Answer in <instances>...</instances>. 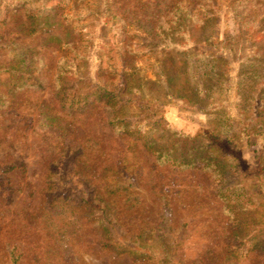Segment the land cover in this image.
<instances>
[{
  "label": "rangeland",
  "instance_id": "rangeland-1",
  "mask_svg": "<svg viewBox=\"0 0 264 264\" xmlns=\"http://www.w3.org/2000/svg\"><path fill=\"white\" fill-rule=\"evenodd\" d=\"M180 1L202 0L117 3L123 16L156 14ZM95 2L80 0L74 10L65 9V21L70 20L76 32L72 35L74 46L64 50L49 37L65 38V22L35 33L28 29L25 17L53 7L57 0H27L23 3L26 14H12L13 2L0 0V43L26 45L35 50L33 57L41 60L39 64H46L42 70L44 86L17 94L0 118V264H11V251L18 256V264H134L131 256L104 246L107 241L102 227L106 222H98L100 212L73 206L71 201L64 205L47 203V172L65 140L81 148L75 169L78 174L70 173L66 181L79 190L82 185L78 178L82 177L107 204L114 226L109 229L112 242L130 246L127 240L137 239L136 245L148 249V256L156 264H163L160 258L164 249L170 264H264V253L239 258L232 252L239 243L218 197L219 192L238 183L232 170L214 178L199 169L159 166L145 148L143 140L154 138L158 145L188 152L206 123L205 113L182 101L170 103L166 120L170 129L181 135L172 137L161 130H148L138 140L116 135L96 105L72 121H63L65 118L56 113L52 99L54 72L61 58L83 64L80 56L93 32L90 13ZM216 4L221 6L215 24L219 37L235 34L225 0H217ZM125 31L122 33L119 25L104 30L105 38L95 52L102 70L117 82L121 60L126 59L152 79L155 59L145 52L141 31L133 27ZM15 61L10 48L0 47V64L5 67ZM98 63L94 57L93 64ZM232 66L234 75L237 65ZM4 80L8 82L9 78ZM243 155L249 159L253 154L249 149ZM61 164L60 168H65L66 159ZM10 167L14 169L8 171ZM73 195L77 196L76 191ZM168 233L172 248L165 247Z\"/></svg>",
  "mask_w": 264,
  "mask_h": 264
},
{
  "label": "trees",
  "instance_id": "trees-1",
  "mask_svg": "<svg viewBox=\"0 0 264 264\" xmlns=\"http://www.w3.org/2000/svg\"><path fill=\"white\" fill-rule=\"evenodd\" d=\"M11 1L12 14L25 12L23 3L27 0ZM78 1L57 0L53 7L44 8L37 15H26L28 29L36 33L65 22L68 35L51 36L49 40L60 49L70 50L75 44L72 35L76 28L70 20L65 21L64 12L67 7L74 10ZM95 1L90 13L93 32L80 56L83 64L61 58L54 72L52 99L56 113L65 118L63 121H72L96 105L116 135L133 140L141 139L148 130L180 136L166 120V107L170 103L182 101L205 113L206 123L198 130L188 152L158 145L154 138L143 140L145 148L159 166L199 169L214 178L232 170L239 178L238 183L218 194L239 243L232 252L239 258L264 253V0H225L236 32L224 38L219 37L215 28L221 8L217 0L180 1L156 14L123 16L117 0ZM114 25H119L124 34L125 29L132 27L141 31L145 52L155 59L152 79L126 59L121 60L117 82L102 70L95 52L105 38L104 30ZM3 46L12 50L16 61L5 67L0 64V118L17 94L44 86L42 70L46 66L44 62L39 64L41 60L33 57L35 50L26 45L0 43ZM94 57L98 64H93ZM233 63L237 65L234 75ZM249 149L253 155L246 159L243 153ZM80 153L81 148L74 141L65 140L59 157L52 161L47 172L50 198L47 203L64 205L71 201L73 206L100 212L98 222H106L102 227L105 247L131 256L134 264H156L148 256V249L136 245L137 239L127 240L132 243L130 246L109 239V229L114 227L112 219L107 204L93 187L80 176L81 189L67 183L70 173L78 174L75 169ZM65 159V168H60L61 160ZM13 169L10 167L8 171ZM72 191L77 196H72ZM169 240L168 233L166 248L173 247ZM164 250L160 260L170 264ZM10 259L11 264H18L13 251Z\"/></svg>",
  "mask_w": 264,
  "mask_h": 264
}]
</instances>
